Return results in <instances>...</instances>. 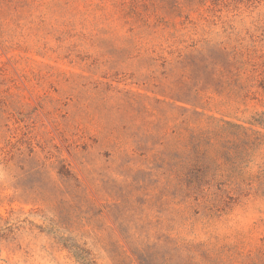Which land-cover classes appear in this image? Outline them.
<instances>
[{"label": "rangeland", "instance_id": "374dc122", "mask_svg": "<svg viewBox=\"0 0 264 264\" xmlns=\"http://www.w3.org/2000/svg\"><path fill=\"white\" fill-rule=\"evenodd\" d=\"M239 60L264 0H0V264H264Z\"/></svg>", "mask_w": 264, "mask_h": 264}, {"label": "trees", "instance_id": "16d2710c", "mask_svg": "<svg viewBox=\"0 0 264 264\" xmlns=\"http://www.w3.org/2000/svg\"><path fill=\"white\" fill-rule=\"evenodd\" d=\"M238 67H237V80L241 81L244 80V82L241 84L242 86L245 87V83H253L258 81V86L260 90L264 93V60L261 63H256V62H246L243 60L238 61ZM245 73H250L251 75H248L245 79L242 78V74ZM256 78H259L257 80ZM248 93V92H247ZM243 97V100L248 98V95ZM239 130L242 132H246L244 128L238 127ZM260 138H256L255 141H258ZM73 249V255L79 264H96L93 258L91 257V254L86 251L83 248H80L78 246H71Z\"/></svg>", "mask_w": 264, "mask_h": 264}]
</instances>
